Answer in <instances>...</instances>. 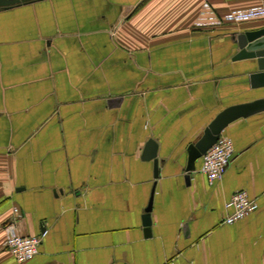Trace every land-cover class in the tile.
I'll return each mask as SVG.
<instances>
[{
	"label": "crops",
	"instance_id": "1",
	"mask_svg": "<svg viewBox=\"0 0 264 264\" xmlns=\"http://www.w3.org/2000/svg\"><path fill=\"white\" fill-rule=\"evenodd\" d=\"M25 1L0 7V264H264V109L221 131V178L203 155L188 166L215 116L264 100L257 60L235 59L264 17L199 28L202 0ZM242 188L259 206L224 223ZM15 205L41 236L22 263L4 244Z\"/></svg>",
	"mask_w": 264,
	"mask_h": 264
},
{
	"label": "built area",
	"instance_id": "2",
	"mask_svg": "<svg viewBox=\"0 0 264 264\" xmlns=\"http://www.w3.org/2000/svg\"><path fill=\"white\" fill-rule=\"evenodd\" d=\"M193 26L208 27L219 26L223 22L235 23L248 21L249 19H259L264 17V4L257 6H248V8H234L227 13L218 14L215 12L210 0H202L201 10L198 12ZM233 140L229 135L220 134L218 140L208 148L207 152L202 156L201 171L207 175L210 183L216 178H221L224 169H226L229 159L234 154ZM226 207H230L228 215L224 218V223H234L244 216H248L259 206L257 200L249 197V193L245 189H241L230 195L227 200ZM12 210L15 213L13 221H9L5 225V247L12 257L22 263L31 259L39 251L38 245L41 242V236L25 235L19 231L16 223L17 219H21L23 213L14 206Z\"/></svg>",
	"mask_w": 264,
	"mask_h": 264
},
{
	"label": "water",
	"instance_id": "3",
	"mask_svg": "<svg viewBox=\"0 0 264 264\" xmlns=\"http://www.w3.org/2000/svg\"><path fill=\"white\" fill-rule=\"evenodd\" d=\"M22 0H0V7H7L10 4L20 3ZM25 1V0H24ZM26 2V1H25ZM236 41L240 46L238 52L236 53V58H254L256 59V65L260 71L264 70V26L258 29H250L242 34L236 36ZM264 109V100L261 101H252L247 104H238L236 106L226 107L219 115L215 116L208 127L202 133V136L199 138L197 143H194L189 146L190 156H188V166L189 168L194 167V161L199 158L201 155L205 154L208 148L218 140L221 131L226 127L227 123L239 116H246L251 114L253 111H259ZM154 141L149 140L146 148H149V145H153ZM148 151V152H147ZM145 152L144 158H152L153 164L155 165L154 175H157L159 172L158 160L155 152L147 150ZM150 209V206L148 210ZM149 212V211H148ZM146 212L143 216L145 218L146 231H149V224L151 223V217L149 213Z\"/></svg>",
	"mask_w": 264,
	"mask_h": 264
}]
</instances>
